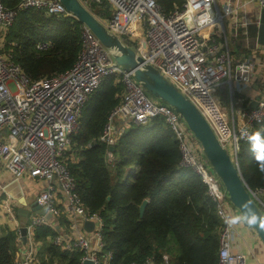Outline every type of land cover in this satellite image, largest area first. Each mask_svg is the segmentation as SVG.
I'll return each mask as SVG.
<instances>
[{"label": "built area", "instance_id": "built-area-1", "mask_svg": "<svg viewBox=\"0 0 264 264\" xmlns=\"http://www.w3.org/2000/svg\"><path fill=\"white\" fill-rule=\"evenodd\" d=\"M80 1L92 12L94 5L109 3L111 14L99 18L122 40L128 39L147 63L157 67L198 106L240 168L242 141L251 140L256 126L264 122V45L259 42L264 0H185L181 9L168 15L157 0ZM250 4L258 8L252 14L247 11ZM27 8L42 10L48 16H72L60 0H20L13 8L0 0V164L15 179L46 182L37 195L38 204L46 206L54 219L66 215L69 220L64 228L67 232L59 234L54 242L65 249L82 250L83 261L89 258L94 264H109L112 257L111 252L103 253L104 220L100 213H91L84 205L66 160L73 136L82 127L84 106L106 77L115 75L123 83V99L110 113L100 139L113 147L118 138V121L148 125L156 118L164 119L180 141L181 165L200 176L223 223L218 264H249L255 255L252 246L236 251L234 245L240 232L235 224L228 223L237 209L228 200L227 191L207 163L192 131L178 113L149 95L132 72L117 66L88 27L83 28L82 50L75 65L51 77L33 80L10 52L1 51L6 31L20 10ZM187 15L192 16L193 28L188 26ZM251 27L257 28L254 47L248 37ZM241 37L245 47L251 49L248 55L238 56L231 47ZM50 45L47 40L36 43L40 50ZM225 83L240 92L253 91L254 84L258 86L259 92L250 98V103L257 101L256 107L241 109V127H230L223 114L219 88ZM108 156L110 161L114 159L111 148ZM249 190L264 211V187ZM88 220L95 224L91 232L83 228ZM50 221L46 215L30 219L26 249L17 264H36L39 244L34 239V229ZM54 226L60 227L58 223ZM169 261V255L164 254L159 264ZM142 264L158 263L150 257Z\"/></svg>", "mask_w": 264, "mask_h": 264}, {"label": "trees", "instance_id": "trees-1", "mask_svg": "<svg viewBox=\"0 0 264 264\" xmlns=\"http://www.w3.org/2000/svg\"><path fill=\"white\" fill-rule=\"evenodd\" d=\"M2 1L10 8L20 2ZM157 1L167 15L185 3ZM93 12L102 19L109 16V3L94 5ZM83 28L73 16H48L39 9H22L6 31L1 51L10 52L33 80L51 77L68 71L77 62ZM43 40L51 45L40 50L36 43ZM123 41L131 45L128 39ZM244 44V37L235 42L238 56L250 53ZM123 93L121 80L107 76L84 106L82 127L73 136L66 160L84 205L104 220L103 253H112L109 264H142L150 257L159 264L164 254H171L169 264H218L223 223L200 176L181 165L180 141L164 119L156 118L148 125L133 123L118 136L113 149L100 139ZM257 132L260 146L255 147L252 140L242 141L239 154L242 175L252 189L264 187V173L255 159L264 149V122L256 126ZM145 199L149 202L141 216L140 205ZM56 223L60 227L54 226ZM68 225V217L62 215L35 226L34 239L39 244L36 264H83L82 250L65 249L54 242L61 227ZM19 234L0 220V264H17Z\"/></svg>", "mask_w": 264, "mask_h": 264}, {"label": "water", "instance_id": "water-1", "mask_svg": "<svg viewBox=\"0 0 264 264\" xmlns=\"http://www.w3.org/2000/svg\"><path fill=\"white\" fill-rule=\"evenodd\" d=\"M73 17L77 18L84 26L88 27L101 41L104 47L111 54L115 64L124 70L134 74L136 80L143 86L146 92L154 99L167 105L178 113L192 131L197 141L200 143L202 153L211 169L221 180L227 191L228 200L232 203L243 216L246 211L242 205L246 202L257 213L264 217V211L253 199L249 186L246 183L241 169L233 159L229 148L223 145L211 123L198 108V106L186 96V94L166 77L157 67L147 63L138 51L126 44L122 38L112 31L105 23L80 0H60ZM188 26L194 27V21L191 15L185 17ZM210 32L209 30H207ZM259 42L264 45V9L261 12V23L259 26ZM257 87V84H254ZM257 101L251 102V107H256ZM113 149V147H112ZM16 185L20 184L19 179H14ZM21 188V187H20ZM14 198H18L13 195ZM21 202L25 201L22 197ZM149 199H145L140 205V214L143 216ZM46 215L49 220H53V214L48 211L46 206L38 204L37 200L31 203L30 209L20 207L18 215L30 218L32 214ZM94 222L85 221L83 228L87 232L94 229ZM264 245V229L258 225H251ZM20 235L25 243L28 241V228L23 224L19 227ZM83 264H94L93 260L87 258Z\"/></svg>", "mask_w": 264, "mask_h": 264}, {"label": "crops", "instance_id": "crops-1", "mask_svg": "<svg viewBox=\"0 0 264 264\" xmlns=\"http://www.w3.org/2000/svg\"><path fill=\"white\" fill-rule=\"evenodd\" d=\"M254 6L255 5L253 4L248 5L247 11L252 14L253 9H258ZM231 47L235 50V52H239L237 46H235V42H232ZM258 92V86L254 88V91L249 90L246 92H240L235 87H232L229 83L221 85V106L223 114L227 118L230 127L243 126L244 121L241 117V109L250 105L251 96L257 95ZM222 95H224L223 100ZM132 125L133 123L129 122L128 120L118 121V132L121 134L123 131L131 128ZM14 179L15 177L13 174H11L7 169L3 168V166L0 164V220L5 222L10 228L19 231V227L23 224L27 225L30 219L36 216V214L33 213L30 218L21 217L18 215V209L20 207L30 209L31 203L36 200L39 192L46 187V182L31 178H24L20 179L19 185H16ZM13 195L17 196L18 198H14ZM22 197L25 198L24 202L20 201ZM9 207H12L13 211L9 212ZM237 217H242V215L236 210L233 212L232 219ZM235 226L240 234L236 238L234 249L236 251H242L247 247V245H251L255 255L249 261V264H264V245L253 227L247 224L243 219L235 223ZM65 227L66 226L61 227L59 234L67 232V230H64ZM25 249L26 243L23 241L22 237H20L15 251L17 260L23 256Z\"/></svg>", "mask_w": 264, "mask_h": 264}, {"label": "clouds", "instance_id": "clouds-1", "mask_svg": "<svg viewBox=\"0 0 264 264\" xmlns=\"http://www.w3.org/2000/svg\"><path fill=\"white\" fill-rule=\"evenodd\" d=\"M250 139L254 142L255 147H259L261 143L260 133L257 132L250 137ZM258 162L259 171L264 173V149H261L259 153L255 157ZM242 207L246 210L242 217H237L235 219H231L228 221L229 224H235L243 219L249 225H258L261 229H264V217H260L257 215L255 210L247 204V202L242 205Z\"/></svg>", "mask_w": 264, "mask_h": 264}, {"label": "rangeland", "instance_id": "rangeland-1", "mask_svg": "<svg viewBox=\"0 0 264 264\" xmlns=\"http://www.w3.org/2000/svg\"><path fill=\"white\" fill-rule=\"evenodd\" d=\"M256 35H257V28L256 27H251L249 28V34H248V37L250 38L251 40V47H254L255 45V38H256ZM223 85V84H222ZM219 98H220V102H221V95H220V89H219ZM223 97L224 95H222V100H223ZM222 105V103H221ZM129 122H131L129 120ZM132 123V122H131ZM120 135V133H118V136ZM168 255V254H167ZM171 256V254L169 255V257ZM171 258V257H170Z\"/></svg>", "mask_w": 264, "mask_h": 264}]
</instances>
